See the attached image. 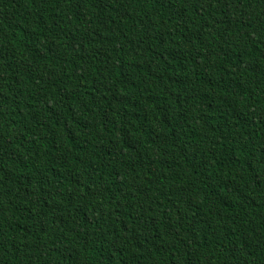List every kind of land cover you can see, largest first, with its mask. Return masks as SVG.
I'll return each mask as SVG.
<instances>
[{
	"label": "trees",
	"instance_id": "obj_1",
	"mask_svg": "<svg viewBox=\"0 0 264 264\" xmlns=\"http://www.w3.org/2000/svg\"><path fill=\"white\" fill-rule=\"evenodd\" d=\"M0 264H264V0H0Z\"/></svg>",
	"mask_w": 264,
	"mask_h": 264
}]
</instances>
